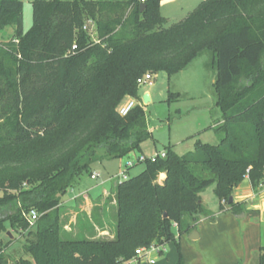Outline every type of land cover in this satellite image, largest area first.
I'll use <instances>...</instances> for the list:
<instances>
[{"label":"trees","instance_id":"obj_1","mask_svg":"<svg viewBox=\"0 0 264 264\" xmlns=\"http://www.w3.org/2000/svg\"><path fill=\"white\" fill-rule=\"evenodd\" d=\"M162 1L141 9L137 0H35L25 32L23 2L0 0V30L15 28L0 42V235L8 224L25 236L23 256L14 260L7 252L14 241L0 237V264H124L139 249L177 242L174 228L190 232L197 218H187L202 211L207 188L235 213L230 197L244 180L259 190L264 0H205L168 28ZM88 20L98 43L83 30ZM204 51L212 52L217 72L220 144L198 140L183 156L168 146L165 157L144 158L140 174L112 189L113 239L64 235L61 207L81 176L91 177L98 162L142 152L150 138L140 103L119 113L125 99L139 101L137 81L178 74ZM176 264H184L182 256Z\"/></svg>","mask_w":264,"mask_h":264},{"label":"rangeland","instance_id":"obj_2","mask_svg":"<svg viewBox=\"0 0 264 264\" xmlns=\"http://www.w3.org/2000/svg\"><path fill=\"white\" fill-rule=\"evenodd\" d=\"M20 1L23 2V27L27 32L33 24L32 3L35 0ZM203 1L205 0H163L161 13L167 19L165 27L168 28L184 20ZM14 32V27L0 30V42H9ZM89 36L97 40V35L94 33ZM153 76L152 86H138L139 103L145 109L147 127L150 132V138L141 144L142 152L133 151L123 158L104 160L94 164L92 171L94 174H100L98 180L93 181L89 174H83L76 188L70 189L65 196L63 209L74 207L75 201L71 199L79 193L87 192L92 199L96 200L104 190L110 191L113 183L122 182L140 174L145 168L144 158L162 154L168 146H172L177 155L183 156L194 150L198 140L212 145L220 144L222 136L216 132L215 126L217 121L222 119V111L216 104L217 94L214 84L217 72L212 52L204 51L178 74L168 76L165 72H159ZM146 93L150 95V101L147 104L143 102ZM129 165L132 166L129 167ZM104 182L105 185H102ZM214 188L211 186L201 193L202 211L194 217H188L187 223L192 222L193 218H197L198 222L205 217L224 213L220 209L223 203L215 196ZM225 207L227 208L226 205ZM204 213H208L209 216ZM61 222L62 233L69 236V210L61 211ZM209 222L214 224V220ZM239 223L240 226L225 223L216 230L207 224L206 227H200L202 237L196 241L188 239V236L191 237L188 235L189 232L179 234L174 228L177 242L166 244L165 252L162 254L156 252V259L161 260V264H176L180 256L184 264H200L197 260L200 257L207 261L203 264H229L234 258L237 263H242L238 259L243 251L238 230L239 227H243V223ZM8 232L14 243L7 252L11 260L18 259L23 256L22 246L25 236L11 230L7 224L6 233L0 235L5 243L8 240ZM262 246H264V240ZM250 264H258V258H252Z\"/></svg>","mask_w":264,"mask_h":264},{"label":"crops","instance_id":"obj_3","mask_svg":"<svg viewBox=\"0 0 264 264\" xmlns=\"http://www.w3.org/2000/svg\"><path fill=\"white\" fill-rule=\"evenodd\" d=\"M161 178L164 179L165 175H162ZM91 180L93 179L91 178ZM97 180L98 179L93 181ZM115 184L113 183L111 185L110 191L104 190L96 200L92 199L87 192L79 193L71 199L75 201L74 207L69 209H63V206L61 207V209H63L62 211L69 210V235L86 238H114L116 210L115 204H113L115 201L112 199L113 196L111 193ZM102 185H105V182ZM108 193L111 195L105 196V194ZM233 202L236 205V209H238L237 213L233 212L229 207H225L224 211H222L224 213H217L215 216L201 219L196 222L195 227L188 233L190 236L197 234L198 238L190 239L188 236V239L191 241L200 239L202 237V233L199 231L200 227L202 228L207 224L209 227L216 230L219 229L221 225H225V223L239 225V222H242L243 227H239L238 234L241 239L243 251L241 253L242 258L239 256L240 258L238 259L242 261L243 264H250L252 258H258L259 249L262 247L264 240V191H255L247 178L235 189ZM211 220H214V224L209 222ZM156 252L161 254L164 253V246L159 248L158 251L152 252L150 258L137 257L124 264H161V260L156 259ZM203 259L205 260L203 257L197 258L200 264L207 262ZM151 260L153 261L152 263L150 262ZM229 264H237L236 258L229 262Z\"/></svg>","mask_w":264,"mask_h":264},{"label":"built area","instance_id":"obj_4","mask_svg":"<svg viewBox=\"0 0 264 264\" xmlns=\"http://www.w3.org/2000/svg\"><path fill=\"white\" fill-rule=\"evenodd\" d=\"M140 4H145L148 0H137ZM95 23L92 20H88L83 28L84 31H86L88 34L94 33V35H97L96 29H95ZM95 42L98 43V40L93 39ZM77 49V46L75 45L72 49V51H75ZM153 74L152 73H147L143 77H141L138 81L137 84L138 86H143V85H153ZM139 104V101L134 98H127L125 101L120 105L119 107V113L121 116H126L128 115L136 106ZM161 157H165V152L162 154H159ZM157 156V155H156ZM156 156L152 157L154 160ZM132 165H129V167ZM124 175V174H123ZM100 177V174H92L91 178L93 180H96ZM125 177V176H124ZM259 190L264 191V180L261 182L259 185ZM223 205L226 204V201H222ZM39 218V215L36 211L32 210L29 214V219L31 224H34ZM159 248L152 246L148 249H139L137 251V257H147L150 258L151 253L154 251H158ZM151 263L153 262L152 260L150 261Z\"/></svg>","mask_w":264,"mask_h":264},{"label":"water","instance_id":"obj_5","mask_svg":"<svg viewBox=\"0 0 264 264\" xmlns=\"http://www.w3.org/2000/svg\"><path fill=\"white\" fill-rule=\"evenodd\" d=\"M140 7H141V9H143V8H145V5L144 4H141L140 5ZM150 101V95L149 94H145L144 95V97H143V102L145 103V104H147L148 102ZM230 203H232L233 202V197H230V201H229ZM165 217H167V215H165ZM195 234V233H194ZM7 236H9L10 238H12V236H11V234L8 232L7 233ZM191 239H196V238H198V235L196 234V235H191V237H190Z\"/></svg>","mask_w":264,"mask_h":264}]
</instances>
